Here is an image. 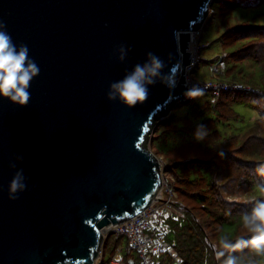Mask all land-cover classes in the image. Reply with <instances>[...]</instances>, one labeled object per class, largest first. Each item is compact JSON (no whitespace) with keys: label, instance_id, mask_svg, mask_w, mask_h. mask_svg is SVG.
I'll return each instance as SVG.
<instances>
[{"label":"water","instance_id":"obj_1","mask_svg":"<svg viewBox=\"0 0 264 264\" xmlns=\"http://www.w3.org/2000/svg\"><path fill=\"white\" fill-rule=\"evenodd\" d=\"M212 3L0 0V31L38 68L24 103L0 95V264H95L101 228L158 198L145 143L187 96L189 31ZM152 56L162 67L142 101L109 97Z\"/></svg>","mask_w":264,"mask_h":264},{"label":"trees","instance_id":"obj_2","mask_svg":"<svg viewBox=\"0 0 264 264\" xmlns=\"http://www.w3.org/2000/svg\"><path fill=\"white\" fill-rule=\"evenodd\" d=\"M215 2L220 3V26L225 28L223 45L239 44L233 52L219 57L224 60L225 68L215 75L229 80L222 77L227 59L234 63L252 60L259 74L253 79L251 73L240 70L238 78L229 81L244 83L247 89L211 93L213 105L204 104L210 111L201 113L196 125L190 127V118H181L187 131L194 135L199 131L204 133L200 142L182 140L172 147L154 149L156 136L166 140L179 132L174 109L154 128L151 149L164 161V175L173 193L170 208L178 211L177 215L169 213L166 216L164 239L169 250L159 253V259H155L157 264H172L176 259L180 260L178 264H225L230 256L237 258L235 264H264V257L249 246L234 249L225 248L221 243V240L234 244L240 238L250 239L252 233L243 227L241 217L258 201L264 200V193L260 191L264 188V175L258 171L264 166V23L256 24L242 18L231 24L228 18L237 6H263L264 0H213L212 16L216 15ZM237 100L251 103L259 116L245 132L224 137L218 123L231 116L237 119V114L229 107ZM193 102L195 99L184 103ZM180 105L177 103L176 107ZM194 109L198 115L200 110L195 105ZM118 247L123 248L125 261L130 256L135 258L125 235L106 237L103 255L107 251L111 256ZM135 260L138 264V256Z\"/></svg>","mask_w":264,"mask_h":264},{"label":"rangeland","instance_id":"obj_3","mask_svg":"<svg viewBox=\"0 0 264 264\" xmlns=\"http://www.w3.org/2000/svg\"><path fill=\"white\" fill-rule=\"evenodd\" d=\"M213 9L216 15L212 16V9H210L208 11V17L206 18L202 27V33L199 39V44L205 46L202 47L200 50V56L202 60L198 63L196 67H194L192 73V76L195 79H213V76L210 72V65H215L220 56L231 51L233 52L236 48L239 47V44L228 47H225L223 45V31L225 28L224 26H220V3L215 2L213 4ZM228 18H230L231 24L240 21L242 18L248 19L249 21L256 24L264 23V5L257 7L237 6L233 10V12L228 16ZM240 70H243V72L248 71L246 73H251L253 79H256L259 74L257 64L252 60L247 59L234 63L232 62V60L227 59V69L222 77L229 80L233 78L237 79L238 72ZM210 94L211 93L208 92H200L198 95H196L195 102L181 103V105L178 107L174 106L173 109L177 119L175 124L179 128V132H177V134L175 135H171L166 140H164L163 137L158 138V136H156V139L153 142L154 149L172 147L178 142H181L182 140L185 142L188 140L190 141L191 139H195L197 142H200L202 140V137H197V135H194L192 131H187L186 129H184V124L181 118L187 116L191 120L190 127L196 125V121L201 119V113L203 114L206 111H210L209 109L204 108L205 103H211ZM211 104L213 105V103ZM194 105L200 110V113L198 115H195ZM229 107H231V109L237 114L238 117L237 119H235L231 116L229 119L224 120V122L218 123V129L221 131V134L224 137L245 132L248 128L253 125L255 119L259 116L257 109L249 102L237 100L230 103ZM210 113H206V115L211 116ZM159 124L160 123H156L155 127H158ZM153 132L150 136L153 135ZM151 141L152 138L149 137V140L146 141L145 145L147 147H151ZM169 213H175V215H177L178 211H176L175 207L169 208L167 215L160 217L159 222H162L164 232H166L164 227L167 222L166 216H168ZM133 254L136 258L137 253L133 251ZM152 257L158 260L159 254L153 255ZM109 258L110 254L106 251L103 255V263L105 264L109 260ZM172 264H178V262L174 261L172 262Z\"/></svg>","mask_w":264,"mask_h":264},{"label":"built area","instance_id":"obj_4","mask_svg":"<svg viewBox=\"0 0 264 264\" xmlns=\"http://www.w3.org/2000/svg\"><path fill=\"white\" fill-rule=\"evenodd\" d=\"M211 6L209 10L212 9ZM204 22L205 21H203L198 28L189 31L190 40L188 43V51L190 52V63L186 65L184 70L188 93L194 89L198 90V94L200 92L217 94L225 90L247 89L248 87L244 83L224 80L215 75L225 68V62L222 58H218L217 63L210 66V71L214 75L213 79H195L192 76L194 67L202 60L200 50L205 45H200L199 39ZM188 93L187 96L183 100H179L178 103H184L195 99L196 95L191 96L188 95ZM158 158L162 178L161 190L158 198L154 199L145 209L133 217L101 228L103 235L102 245L106 237L111 234L114 236H127L129 248L137 253L138 264H157V261L152 256L169 250L164 239L163 224L159 222V220L161 216L167 215L173 193L164 175V161L161 157L158 156ZM176 261L178 263L180 262L179 259H176ZM95 264H104L102 246ZM105 264H136V260L130 256L127 257L125 261L123 248L118 247Z\"/></svg>","mask_w":264,"mask_h":264},{"label":"clouds","instance_id":"obj_5","mask_svg":"<svg viewBox=\"0 0 264 264\" xmlns=\"http://www.w3.org/2000/svg\"><path fill=\"white\" fill-rule=\"evenodd\" d=\"M26 59L27 48L22 46L17 51L10 36L4 31H0V95L7 96L12 101L19 103L26 101L28 82L30 77L38 71L34 63L26 64ZM161 67L162 62L152 56L150 64L137 65L125 79L113 83L111 88L115 92H109V97L118 94L120 99L128 105L142 101L147 95L145 81L154 82L152 77L158 74ZM197 94L198 90L195 89L188 93L191 96ZM203 134L202 131L196 133L197 137H201ZM258 171L264 175V166H261ZM18 187H22V185L13 180L11 189L15 191ZM260 191L264 193V188H261ZM241 220L247 232L252 233L250 239L240 238L234 244L221 240V243L225 248L234 249L249 246L255 253L264 257V200L258 201L249 212L241 217ZM236 259V257L230 256L225 264H235Z\"/></svg>","mask_w":264,"mask_h":264}]
</instances>
